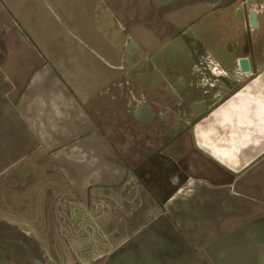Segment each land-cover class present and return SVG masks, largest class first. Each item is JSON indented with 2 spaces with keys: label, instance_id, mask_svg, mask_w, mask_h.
Instances as JSON below:
<instances>
[{
  "label": "rangeland",
  "instance_id": "rangeland-1",
  "mask_svg": "<svg viewBox=\"0 0 264 264\" xmlns=\"http://www.w3.org/2000/svg\"><path fill=\"white\" fill-rule=\"evenodd\" d=\"M241 1L248 5H242ZM259 1L264 2L0 0L2 68L47 69L55 89L48 86L42 100L47 104L52 102V112L39 108V115L43 114V121L46 115L62 120L57 123L51 139L58 143L69 141L79 153L78 159L72 154L57 159L63 161L62 164L54 165L57 169H50L51 163L41 152L50 146L43 145V140L48 142V139L40 132L39 150L32 149L26 157L29 160L19 162L14 168H29V177L35 179V184H30V180L21 187H30L31 192L17 191L9 183L0 186V239L21 237L11 220L14 221L15 215H21L16 209L21 211L27 204L26 208H33L31 215L35 224L45 230L39 235L31 234L34 238L35 235L44 236L42 243L37 241L40 238L34 239L32 249L43 264H72L79 255V264L87 261L90 264L96 256L100 261H94V264H264V248L254 246L255 240L264 245V205L260 209L262 214L255 218V225L246 231L245 227L236 230L239 219L217 218L216 205L219 208L229 205L221 201L222 196L217 197L218 193L213 191L197 190L195 186L185 187L179 194L197 204L190 216L179 213L172 218L156 212V218L149 222L148 215L139 211V208L143 210V201L128 200L126 206L120 204V200L116 201L118 206L112 213L116 229L113 227L112 231L120 238L98 248H95L94 234L90 231L82 233L87 240L86 249L77 250L71 246L74 242L67 245L64 234L69 233L58 232L54 226L58 219L52 216L53 210L54 213L68 209L77 211L73 209L75 204L71 195L70 200H66L69 206L55 208V205H63V200L53 201L54 188L56 192L62 189L60 181L67 173L77 182L78 189L86 173L82 165L73 164L86 163L88 159L90 166L96 161L112 163V167L101 172L103 181L111 178L116 185V178L124 176L117 186L121 195L131 190L130 193L138 197L151 187L156 197L152 206L158 207L163 200L158 195L173 191V187H167L169 174L162 165L154 162L151 170L145 162L157 153L179 159L178 149L183 145V149L189 151L190 133L196 128L197 119L246 78L226 74L225 81L221 78L217 81L209 69L236 68L237 60L244 56L257 67L264 64V40H259L264 36V29L251 31L244 21ZM237 10L241 11L240 18ZM13 22L19 27V35ZM191 68H205L202 72L207 73V79L194 80ZM52 75L54 79L56 76L55 80ZM181 98L183 104L177 100ZM61 129L64 134L60 133ZM47 130L51 128L47 127ZM100 130L104 139L99 136ZM10 141L8 136L2 137L0 151ZM14 144L21 150L29 147L26 142L22 143L20 136ZM116 162L127 168L116 170L113 166ZM46 168L50 169L47 173ZM145 169L151 173V178L143 181ZM46 177L55 183L46 187L42 183ZM161 177L162 188L157 183ZM205 202L215 203V207H206ZM144 208L149 209L147 205ZM85 213L86 229L94 231L95 226L89 218L93 212ZM125 215L143 216L138 221L131 220L126 231ZM65 217L69 219V216ZM74 219L77 217H71V225ZM143 221L148 222L143 224ZM237 228H240L239 224ZM46 230L55 245L47 246ZM71 234L75 235L74 231ZM72 239L77 241V237ZM118 240L126 241L117 244ZM15 251L17 255H14ZM15 261L30 263L25 252L0 242V264H16Z\"/></svg>",
  "mask_w": 264,
  "mask_h": 264
},
{
  "label": "crops",
  "instance_id": "crops-1",
  "mask_svg": "<svg viewBox=\"0 0 264 264\" xmlns=\"http://www.w3.org/2000/svg\"><path fill=\"white\" fill-rule=\"evenodd\" d=\"M241 3L242 5H248V3L246 4L243 1H241ZM257 3H259V5H257ZM257 6L263 10L259 11ZM252 10L257 12L259 29H264V2H256L255 6L253 5V8L250 9V11ZM0 14H2L1 3ZM244 21L245 26L248 27L249 21L247 17ZM0 23H2V19ZM14 25L17 27L16 29L19 35V27L15 23ZM1 37L2 33H0V38ZM259 40H264V36L261 38L259 37ZM110 47L113 49L112 46ZM0 52H2L1 43ZM0 61V143L4 136L11 138L10 143L2 146L3 150L0 151V186L4 185V183H9L14 185L17 191L27 190L30 193V187H21V185L26 186L31 180L29 177L31 175L29 174L31 173L29 168H25L24 170L18 168V170H16L14 168L19 162L29 160V158L26 159V157L32 149L39 150L40 132L43 133L41 136L48 139V142L43 140V145L46 144L50 146L48 149H42L43 151H41L45 154V160L51 163L50 169H57L53 168L54 165L62 164L63 161L58 162L57 159L68 157L70 154L74 156L77 155L78 159L79 153L74 147L70 146L69 141L58 143L51 139L52 136H54V131L57 129L58 124L62 120L56 117L50 118L49 115H46L44 116V122L42 120L43 118H41L43 114L39 115V108L41 111L52 112V102L47 104L42 100V98L45 97V89L48 86H52V88L55 89V85H52L53 80L49 78L50 73L47 69L2 68V55H0ZM250 65L251 71L248 74H241L237 67L209 69L211 74L216 75V78H218L216 79L217 81L220 80V77H217V75L226 76V74H233L235 77L242 76L246 78L243 83L233 89L227 97L216 100L197 119V126L191 130L192 134L190 133V139L192 141L190 140L191 149H189V151L183 149V145L178 149V154L180 155L179 159H175V157L171 159L163 153H157L145 162L149 163L148 166L151 170L154 168V162H158L162 165L169 174L167 177V187H173V191L169 193L161 192V194L158 195V197L163 199L158 207L152 206L156 197L152 194L151 187L146 188L147 192H141L137 197L130 193L131 190L126 192V195H121L118 192L117 186L124 176H120V179L116 178L118 179L116 185L113 184L114 180H111V178L103 181L101 172L108 166L112 167V163L96 161L90 166L88 163L89 159L86 163H74L73 165H82L85 168L86 177L80 180L78 184L79 188H76L77 182L70 179L67 173L60 181L63 186L62 189H58L59 192H56V187L54 188L55 197L53 201L63 200V205H55V208L61 206L66 208L64 206H69L66 200H70L71 195L74 202L73 204H75V208L73 209L77 210L70 211V209H68L57 213H54L53 210L52 212V216L58 219L54 225L56 230H58V232L69 233L64 234V237L68 239L66 244H73L74 242L71 246L77 250L86 249L85 234H82L86 231H90L92 232L91 234H94L92 240L95 242V248H98L102 244L112 243L115 239H119L120 237L117 232L112 231L113 227L116 229L113 224L114 217L112 213L115 207L118 206L115 202L119 200L120 204H124L123 206L128 205V200L136 201L137 198L138 201H143L141 204L143 210L141 211V208H138L143 215H148V220L150 219L149 222L156 218V212L172 218H176L179 213L190 216V211L196 210L197 204H194L191 199L187 200L180 197L179 194L185 187L190 188L193 186L200 191L216 192L218 193L217 197L222 196V202L225 201V204L231 205V207L227 205L228 208H219L218 205L215 207V203H204L206 207L209 205L208 207L217 208V218L221 216L220 218L223 220L227 217L239 219L235 224L236 230L245 227L246 231L248 227L255 225L257 223L255 218L258 214H262L260 209L264 205V64L257 67L250 61ZM203 70L206 71L205 68H191V73L194 76L193 79H207L208 75L202 72ZM96 74H98V71H96ZM52 78L54 79L53 75ZM180 82L182 81L179 79V85L181 86ZM177 100L181 102L184 99L181 98ZM88 116L90 117L89 114ZM47 127L51 128V130L48 131ZM61 131L62 129L60 133L64 134ZM14 133L18 134L22 143L24 144V142H26L29 147L25 150H21L20 147L15 145L14 141L18 136ZM99 136L104 139V134L101 130ZM33 152H35V150ZM86 152L88 154V150ZM91 152L94 154L98 153L96 150H91ZM96 157L97 155H94L95 159H97ZM119 164L118 162L114 163L113 166H116V170L117 168L119 169V167H123L124 169L127 168L123 163ZM50 169L46 168V173L49 172ZM143 175H145L143 181L151 178V173L146 169ZM139 178L141 179V177ZM34 180H31L32 182L30 184H35ZM42 183H44L46 187H49L55 182L53 179L46 177ZM157 183L160 188H162L163 178L161 177ZM56 186H58L57 182ZM206 195L208 196L209 193H206ZM26 205L22 206L21 211L16 209L18 211L17 214L21 215H15L14 221L11 220V222L15 223V231L21 235V237L15 235L16 237L13 241L23 243L30 250L32 256L39 260L37 256L33 254L32 249L33 246L35 247V238H40L37 241L40 243L43 242L44 239L42 237L44 236L40 237L37 235L45 230L35 224V220L31 215V210L33 208L29 206L26 208ZM145 205H147L149 209L145 210ZM89 210L93 212L92 216H89V218L91 224L95 226L94 231H91L89 228L86 229L87 221L85 211ZM143 215L137 217L125 215L127 223L124 230L127 231L128 228H130L131 220L134 219V221H138ZM65 216H69V219ZM71 217H77V220L74 219L75 221L72 222V225L70 223ZM63 218L64 221H62ZM147 222L148 221H143V224ZM0 223H2V218L0 219ZM238 224L240 228H237ZM46 231L48 232V230ZM72 231H74L75 235L71 234ZM33 233L37 234L35 238L31 236ZM49 233L50 232H48L47 236L48 239L45 242L47 246H49L50 243L55 245ZM75 237H77V241H73L74 239L72 238ZM9 240L10 239H4L0 240V242L6 245H14L21 253L22 251L25 252L22 246L17 243H12L10 242L12 240ZM124 241L126 240H118L117 244ZM89 242L92 241L89 240ZM254 246L255 248H264V245L256 240ZM38 247L40 248L39 245ZM16 253L18 254V252L15 251L14 255H17ZM79 256L77 257L78 262L76 261L77 259H74L72 264H79ZM14 259L16 260V258H12V260ZM94 261L98 263L100 261L99 257L96 256V259H92L90 264H94ZM87 263L88 261L80 264ZM16 264L18 263L16 262Z\"/></svg>",
  "mask_w": 264,
  "mask_h": 264
},
{
  "label": "water",
  "instance_id": "water-1",
  "mask_svg": "<svg viewBox=\"0 0 264 264\" xmlns=\"http://www.w3.org/2000/svg\"><path fill=\"white\" fill-rule=\"evenodd\" d=\"M237 14L239 16V18L241 17V11L237 10ZM248 21H249V27L251 29V31L257 30L259 28V24H258V17H257V12L255 10H252L249 12L248 15ZM237 68L239 69L241 74H248L251 71V65H250V60L248 57H240L237 60ZM10 241V240H9ZM12 243H17L18 245L22 246V248H24L26 254H27V258L30 261L31 264H42L41 261L37 260L36 258H34L30 252V250L21 242H15V241H10Z\"/></svg>",
  "mask_w": 264,
  "mask_h": 264
},
{
  "label": "flooded vegetation",
  "instance_id": "flooded-vegetation-1",
  "mask_svg": "<svg viewBox=\"0 0 264 264\" xmlns=\"http://www.w3.org/2000/svg\"><path fill=\"white\" fill-rule=\"evenodd\" d=\"M223 68V67H222ZM217 77H220L221 78V80H223V81H225L226 80V76L225 75H221V76H217ZM216 79H218V78H216L215 77V80ZM167 177H168V175H167ZM163 178V177H162ZM170 179H171V177L169 178V183H170ZM1 240V239H0Z\"/></svg>",
  "mask_w": 264,
  "mask_h": 264
}]
</instances>
